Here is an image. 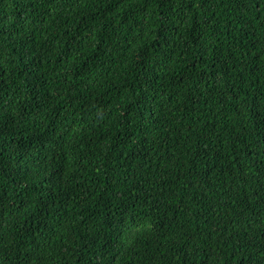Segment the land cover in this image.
Listing matches in <instances>:
<instances>
[{"label": "trees", "instance_id": "obj_1", "mask_svg": "<svg viewBox=\"0 0 264 264\" xmlns=\"http://www.w3.org/2000/svg\"><path fill=\"white\" fill-rule=\"evenodd\" d=\"M0 264H264V0H0Z\"/></svg>", "mask_w": 264, "mask_h": 264}, {"label": "bare ground", "instance_id": "obj_2", "mask_svg": "<svg viewBox=\"0 0 264 264\" xmlns=\"http://www.w3.org/2000/svg\"><path fill=\"white\" fill-rule=\"evenodd\" d=\"M103 157H105V156H103ZM107 157V156H106ZM109 159V158H108ZM102 160V159H101ZM170 170V169H169ZM171 171V170H170ZM141 176V175H140ZM170 177V176H169ZM182 178V177H181ZM185 178V177H184ZM138 179H140V178H138ZM171 179V178H170ZM171 181V180H170ZM192 181V180H191ZM170 183V182H169ZM187 183V182H186ZM183 186V185H182ZM143 209V208H142ZM98 235V234H97ZM100 236V235H99ZM106 236V235H105ZM92 238V237H91ZM95 239V238H94ZM108 240V239H107ZM101 242V241H100ZM100 245V244H99ZM91 247V246H90ZM98 248V247H97ZM93 250V249H92ZM91 250V251H92ZM88 251V250H87ZM85 252V251H84ZM89 253V252H88ZM99 254V253H98ZM82 255H83V253H82ZM100 255V254H99ZM86 256V255H85ZM83 257H84V255H83ZM91 257V256H90ZM104 257V256H103ZM105 259V258H104ZM86 260V259H85ZM103 260V259H102Z\"/></svg>", "mask_w": 264, "mask_h": 264}]
</instances>
